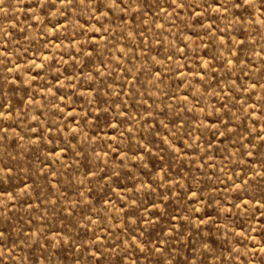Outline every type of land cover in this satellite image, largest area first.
Here are the masks:
<instances>
[{"label": "rangeland", "instance_id": "obj_1", "mask_svg": "<svg viewBox=\"0 0 264 264\" xmlns=\"http://www.w3.org/2000/svg\"><path fill=\"white\" fill-rule=\"evenodd\" d=\"M0 264H264V0H0Z\"/></svg>", "mask_w": 264, "mask_h": 264}]
</instances>
